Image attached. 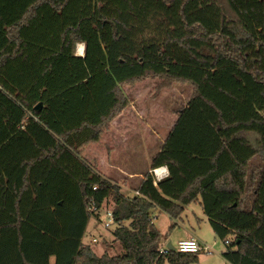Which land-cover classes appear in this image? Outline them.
Returning <instances> with one entry per match:
<instances>
[{"label":"trees","instance_id":"trees-1","mask_svg":"<svg viewBox=\"0 0 264 264\" xmlns=\"http://www.w3.org/2000/svg\"><path fill=\"white\" fill-rule=\"evenodd\" d=\"M147 79L193 95L151 162L169 176L128 198L82 153ZM92 202L120 254L83 243ZM197 203L229 264H264V0H0V264H198L154 223Z\"/></svg>","mask_w":264,"mask_h":264},{"label":"rangeland","instance_id":"rangeland-1","mask_svg":"<svg viewBox=\"0 0 264 264\" xmlns=\"http://www.w3.org/2000/svg\"><path fill=\"white\" fill-rule=\"evenodd\" d=\"M161 83L160 79H147L131 87L132 90L128 89L125 92L128 94L126 96L129 97V101H134L131 111L136 116L137 134L140 133L134 139H128L130 140L129 147L123 145L118 151L115 150V147L120 145V140L115 135L117 131L116 124L113 122L116 118L112 121L113 123H110L102 136L103 139L105 133H107L105 139H103L106 150L105 156L110 155L111 152L117 153V157H123L122 161L125 162V166H130V169L135 168L136 171L141 173L144 171L142 174L144 176L146 167L149 165L148 151L150 152L153 148L158 151L161 148L169 129L175 124L176 112L185 107L193 95V88L189 84L174 83L170 88L160 89ZM148 132L158 134V137L149 138L146 135L149 134ZM259 162L261 161L257 160L254 163L255 166H258ZM132 180L130 183H125L123 180L118 181V179H115L111 183L113 186H119L121 192L126 197L131 198L135 195L134 189L138 185L137 179ZM120 185H125L127 190L120 187ZM112 206L111 203L107 208L111 209ZM107 208L104 207L103 210L106 211ZM182 218L183 220H179V226L170 229L173 221L168 215L162 213L156 223L164 235L160 247L166 248L171 243L173 248L177 249L178 242L189 239L188 237L192 234L198 241L211 248L210 252L200 253V261L203 260L201 264H213V262L215 264L217 260L226 264L221 259V254L227 250L228 246L217 238L203 209L199 205L193 204L191 207L186 208ZM126 224L128 225V223ZM115 228L116 225L106 229L103 224L98 222L96 217H92L88 223V231L86 230L87 233L84 235L83 243L90 244L92 250L98 256H102L105 252L110 256L118 255L122 252V249L113 236ZM94 239L97 240L96 243L93 242ZM52 263H54V259H52Z\"/></svg>","mask_w":264,"mask_h":264},{"label":"crops","instance_id":"crops-1","mask_svg":"<svg viewBox=\"0 0 264 264\" xmlns=\"http://www.w3.org/2000/svg\"><path fill=\"white\" fill-rule=\"evenodd\" d=\"M85 53H86V45L84 43H78L76 45V48L74 50V55L76 57H85ZM130 89L132 90L133 88L131 87H125L123 88L124 93L127 92V90ZM127 94V93H125ZM128 95V94H127ZM129 98V97H128ZM133 103L134 101H130V105L129 108L126 109L121 115H119L118 117H116V119L113 121L116 124V138H118L120 140V145L119 147H115V150L118 151V149H120L123 145L128 147L130 146V140L128 139H134L136 136H138L140 133L136 131V116L134 114H132L131 108L133 107ZM177 121V119H176ZM175 121V122H176ZM112 122V123H113ZM174 126V125H173ZM173 126L169 129V132L165 138V140L167 139V137L169 136ZM149 134H146L149 138H156L158 137V134H154L151 132H148ZM107 133H105L106 135ZM104 135V137H105ZM103 137V139H105ZM101 140L99 143L96 144H90L88 145L83 153V158L88 161L92 166H94L97 171L107 180L111 181L118 179V181L123 180V182L125 183H130L133 180L132 179H137V183L138 185L136 186V188L134 189V193L138 190L139 186L141 185L142 181L144 180L145 176L152 172L153 170L151 169V162L153 157L159 153V151L161 150V148L158 151H155L154 148L149 152L148 151V158H149V165L146 167V171H145V176L142 175L144 173H141L139 171H136V169L131 168L130 166H125V162L123 163L121 156H116L117 153L115 152H111L110 155L108 154L107 156H105V145H104V140ZM164 140V142H165ZM163 142V143H164ZM147 147V146H146ZM114 148V147H113ZM161 168H165V167H161ZM168 170V169H167ZM115 178V179H114ZM122 182V183H123ZM120 187L125 188V185H120ZM125 190H127L125 188ZM196 205H199L201 208V204L197 203ZM191 207V206H190ZM203 209V208H202ZM186 210V208H185ZM204 212V210H203ZM155 220L154 223L156 224L159 221V218L162 216V213L158 210L155 211ZM206 216V215H205ZM207 218V216H206ZM208 219V218H207ZM179 220H183V218L181 217ZM179 220L176 221L177 226H179ZM209 221V220H208ZM174 222V221H173ZM88 231V230H87ZM87 233V232H86ZM189 239L195 238L196 237L194 235H190V237H188ZM185 240V239H183ZM198 240V239H197ZM202 243V242H201ZM171 244V243H169ZM168 244V245H169ZM225 252V251H224ZM223 252V253H224ZM222 253V254H223ZM221 254V259H223V261L226 264H229L222 256ZM203 263V260L200 261V254H199V263L201 264ZM214 264V262H213ZM215 264H223L222 262H219L218 260L215 262Z\"/></svg>","mask_w":264,"mask_h":264},{"label":"built area","instance_id":"built-area-1","mask_svg":"<svg viewBox=\"0 0 264 264\" xmlns=\"http://www.w3.org/2000/svg\"><path fill=\"white\" fill-rule=\"evenodd\" d=\"M161 170L163 171L162 174H158V171ZM147 176L150 177L154 187H158V183L161 182L162 180L166 179L169 176V171L167 168H159L155 169L152 172L148 173ZM96 189V188H95ZM135 195H140L139 191L137 190ZM88 212L91 214L92 217H96L98 219V222L103 224V226L106 229H110L113 226H115L114 223V214L113 210L110 208H107L106 211L103 210V208H98L94 202H92L89 207H88ZM94 243L97 242L96 239L93 240ZM226 245H229V241L227 240L225 242ZM177 250L180 253H185V254H200L202 252H210L211 248L206 245L201 243L195 238L192 239H185L181 240L178 242ZM161 253L167 252V247L161 248L160 249Z\"/></svg>","mask_w":264,"mask_h":264},{"label":"bare ground","instance_id":"bare-ground-1","mask_svg":"<svg viewBox=\"0 0 264 264\" xmlns=\"http://www.w3.org/2000/svg\"><path fill=\"white\" fill-rule=\"evenodd\" d=\"M162 172H163V171L159 170V171H158V174H162Z\"/></svg>","mask_w":264,"mask_h":264},{"label":"water","instance_id":"water-1","mask_svg":"<svg viewBox=\"0 0 264 264\" xmlns=\"http://www.w3.org/2000/svg\"><path fill=\"white\" fill-rule=\"evenodd\" d=\"M168 247H169V248H172V245H171V244H169V245H168Z\"/></svg>","mask_w":264,"mask_h":264}]
</instances>
